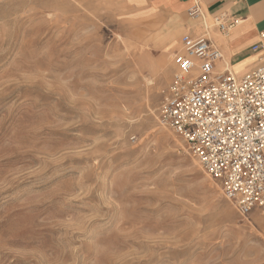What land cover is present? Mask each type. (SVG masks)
Listing matches in <instances>:
<instances>
[{
	"label": "rangeland",
	"instance_id": "obj_1",
	"mask_svg": "<svg viewBox=\"0 0 264 264\" xmlns=\"http://www.w3.org/2000/svg\"><path fill=\"white\" fill-rule=\"evenodd\" d=\"M182 24L140 0H0V264H264L261 212L158 124Z\"/></svg>",
	"mask_w": 264,
	"mask_h": 264
},
{
	"label": "built area",
	"instance_id": "obj_2",
	"mask_svg": "<svg viewBox=\"0 0 264 264\" xmlns=\"http://www.w3.org/2000/svg\"><path fill=\"white\" fill-rule=\"evenodd\" d=\"M187 15L203 23L204 34L181 36L158 124L183 140L240 217L258 210L264 219V33L250 48L260 54L257 65L237 75L218 69L223 55L208 33L226 37L238 20L206 23L197 6Z\"/></svg>",
	"mask_w": 264,
	"mask_h": 264
},
{
	"label": "crops",
	"instance_id": "obj_3",
	"mask_svg": "<svg viewBox=\"0 0 264 264\" xmlns=\"http://www.w3.org/2000/svg\"><path fill=\"white\" fill-rule=\"evenodd\" d=\"M152 11L165 18L183 21L182 27L192 36L204 34L203 23L189 19L187 13L197 6L204 15L205 22L213 18L242 21L226 37L215 29L208 37L221 50L223 59L218 63L219 70L225 67L237 75H242L257 65L259 53H253L251 46L258 41V34L264 33V0H140ZM200 30V32H199ZM181 38V37H180Z\"/></svg>",
	"mask_w": 264,
	"mask_h": 264
},
{
	"label": "bare ground",
	"instance_id": "obj_4",
	"mask_svg": "<svg viewBox=\"0 0 264 264\" xmlns=\"http://www.w3.org/2000/svg\"><path fill=\"white\" fill-rule=\"evenodd\" d=\"M238 22H239V24H241V23H242V21H240V20H239ZM149 62H150V61H149ZM196 161H197V160H196Z\"/></svg>",
	"mask_w": 264,
	"mask_h": 264
}]
</instances>
